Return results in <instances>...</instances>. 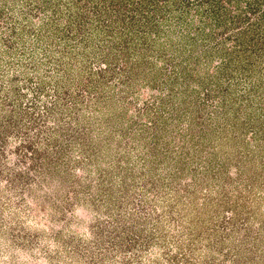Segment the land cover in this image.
Wrapping results in <instances>:
<instances>
[{
	"label": "rangeland",
	"instance_id": "374dc122",
	"mask_svg": "<svg viewBox=\"0 0 264 264\" xmlns=\"http://www.w3.org/2000/svg\"><path fill=\"white\" fill-rule=\"evenodd\" d=\"M263 18L106 0L105 183V0H0V264H264Z\"/></svg>",
	"mask_w": 264,
	"mask_h": 264
},
{
	"label": "trees",
	"instance_id": "16d2710c",
	"mask_svg": "<svg viewBox=\"0 0 264 264\" xmlns=\"http://www.w3.org/2000/svg\"><path fill=\"white\" fill-rule=\"evenodd\" d=\"M217 3H218V1H217ZM257 5H258V3H257ZM258 6H261V5H258ZM222 11H224L223 13H224V15H226L227 14V10L226 9H222ZM227 11V12H226ZM230 12V11H229ZM212 13L213 12H211L210 14H208L206 17L208 18V19H214V17L216 16H214V17H211V15H212ZM239 13H241V12H239ZM233 14V13H232ZM240 17H241V15H239ZM240 17L237 19V18H235L233 21H236L235 22V24L237 25V23L239 24V25H241V24H243V22L244 21H241V19H240ZM226 20H227V18H226ZM209 21V20H208ZM226 22V21H225ZM264 18H263V20H261V21H259L258 22V26H259V28L261 27V25L263 26L259 31H257V29H258V27H256V30H253V32H254V34L255 35H257L258 37H255V36H252V35H250V34H252V33H248L247 34V31H244V32H241V34H235L234 35V37L237 39L236 41H237V43L238 42H242L241 43V48L243 47V48H264V30H263V32H262V29H264ZM213 23V21H211V22H209V24H212ZM235 25V26H236ZM241 31H243L242 30V28L240 29ZM237 35V36H236ZM242 35H245V37H246V39H247V41L245 42V40H244V42L242 41ZM246 45V46H245Z\"/></svg>",
	"mask_w": 264,
	"mask_h": 264
}]
</instances>
